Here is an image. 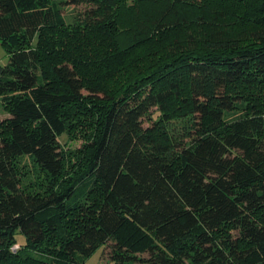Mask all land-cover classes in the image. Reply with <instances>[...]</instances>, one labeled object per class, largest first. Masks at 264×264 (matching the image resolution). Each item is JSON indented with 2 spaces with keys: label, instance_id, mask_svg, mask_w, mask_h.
Returning a JSON list of instances; mask_svg holds the SVG:
<instances>
[{
  "label": "trees",
  "instance_id": "obj_1",
  "mask_svg": "<svg viewBox=\"0 0 264 264\" xmlns=\"http://www.w3.org/2000/svg\"><path fill=\"white\" fill-rule=\"evenodd\" d=\"M0 41V264H264V0H0Z\"/></svg>",
  "mask_w": 264,
  "mask_h": 264
},
{
  "label": "rangeland",
  "instance_id": "obj_2",
  "mask_svg": "<svg viewBox=\"0 0 264 264\" xmlns=\"http://www.w3.org/2000/svg\"><path fill=\"white\" fill-rule=\"evenodd\" d=\"M66 1V0H63ZM63 14L65 15V18L72 22L75 17L84 18L85 13L88 12V6L86 5H79V6H73V5H63ZM9 57L5 50V48L2 46L0 41V64L6 65L8 63ZM9 114L5 111L2 105V101L0 98V122L4 119L8 118ZM61 144L63 147L66 146V148L72 147V148H79L81 146L80 141L76 142H68L67 136H62L60 138ZM22 167H25L24 169L27 170H33V164L30 162L28 158L25 159V161L21 164ZM27 166V167H26ZM36 174H33L31 176L32 181L36 180L37 171L35 170ZM35 175V176H34ZM17 239L21 244H25L26 239L25 236L22 233L17 234ZM113 248L114 244L113 242H108L106 245H101L89 258L86 259V264H114L112 259L113 254ZM149 253L142 254L141 257L143 258H149Z\"/></svg>",
  "mask_w": 264,
  "mask_h": 264
},
{
  "label": "built area",
  "instance_id": "obj_3",
  "mask_svg": "<svg viewBox=\"0 0 264 264\" xmlns=\"http://www.w3.org/2000/svg\"><path fill=\"white\" fill-rule=\"evenodd\" d=\"M17 248H18V246L15 247V249H17Z\"/></svg>",
  "mask_w": 264,
  "mask_h": 264
}]
</instances>
